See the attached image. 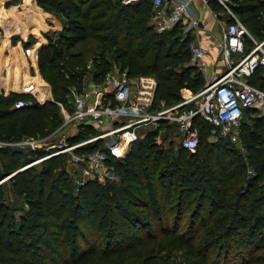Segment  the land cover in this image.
<instances>
[{
	"label": "trees",
	"instance_id": "16d2710c",
	"mask_svg": "<svg viewBox=\"0 0 264 264\" xmlns=\"http://www.w3.org/2000/svg\"><path fill=\"white\" fill-rule=\"evenodd\" d=\"M230 7L252 35L264 38V0H232ZM3 8L0 33L16 28L12 47L28 62L4 56L11 45L0 41L2 141L52 134L71 89L81 90L88 73L98 79L114 64L155 76V97L169 104L181 99L182 88L196 92L206 83L190 63V33L181 25L158 32L151 24L152 0H6ZM38 12L45 18L37 19ZM47 18L60 28H43ZM26 27L28 37L17 33ZM86 40L98 49L92 58L76 50ZM251 82L264 88L259 72ZM50 91L52 99L43 100ZM24 99L32 104L14 106ZM252 112L241 122L245 151L224 137L209 140L211 126L198 117L196 151L158 145L150 131L124 158L109 156L119 181L89 179L76 192L67 152L31 163L51 150L0 147V264H157L163 251L184 248L198 264H264V125ZM94 133L82 125L68 142ZM100 146L98 140L77 151ZM10 193L24 197L25 214L16 215Z\"/></svg>",
	"mask_w": 264,
	"mask_h": 264
},
{
	"label": "built area",
	"instance_id": "2783aa9c",
	"mask_svg": "<svg viewBox=\"0 0 264 264\" xmlns=\"http://www.w3.org/2000/svg\"><path fill=\"white\" fill-rule=\"evenodd\" d=\"M140 0H122L125 4ZM195 0H152L150 22L158 32L172 30L181 25L184 33H193L201 19L193 10ZM218 2L226 11L227 21L218 43V61L222 71L213 72L210 79L196 92L184 87L181 99L174 103L157 100V79L153 75H132L127 69L114 64L98 79L86 75L83 88L76 87L69 93L70 107L61 106L63 122L54 133H60L57 142L47 146L51 151L33 160L68 153L67 171L79 175L78 183L97 179L100 183L119 181V176L108 164L109 156L124 158L131 146L148 132L156 131L154 142L165 148L183 146L194 152L199 144L197 118L210 124L221 137L238 146L241 140V122L247 109L253 116L263 118L264 88L251 82L259 72L264 79V38L252 35L239 16L232 10L229 0H201ZM248 42L251 45H248ZM209 49L195 41L190 43V62L200 71L208 68ZM87 67L92 68V60ZM31 99L18 100L19 108L31 105ZM82 125L91 126L95 133L77 142L69 143ZM174 126V131H167ZM168 132V136L165 134ZM101 141V146L90 151L77 148ZM212 139L211 141H215ZM41 139L24 137L16 141L0 140V147L8 145L23 150L36 149ZM248 175L255 170L249 166Z\"/></svg>",
	"mask_w": 264,
	"mask_h": 264
},
{
	"label": "rangeland",
	"instance_id": "374dc122",
	"mask_svg": "<svg viewBox=\"0 0 264 264\" xmlns=\"http://www.w3.org/2000/svg\"><path fill=\"white\" fill-rule=\"evenodd\" d=\"M6 0H0V5H1V9H0V18L3 17L5 15V13L8 11V9H5L3 8V3L5 2ZM230 2H232V0H229V4ZM223 8V7H222ZM32 9H35V8H32ZM41 9V8H40ZM38 11V9H35ZM36 11V12H37ZM240 18V17H239ZM56 21L54 22H57L59 25H60V22L59 20H57L55 18ZM58 25V26H59ZM28 27V26H27ZM25 28V29H21L20 33H25L27 32L26 36L28 35V33H30V28ZM43 28L45 29H50L51 31L55 30L54 27L51 28L49 26V24H45L43 25ZM12 30H16V28H11L9 32H6L4 30V28L1 30V34L0 36H3L0 38V41H3V39H5V37H7V39H9V44L11 45V38L13 36H15V34H11L10 32H12ZM6 32V33H5ZM198 31H194L193 33H190V36H191V41L190 43H194L195 41H197L195 39V34L197 33ZM17 34V33H16ZM21 35V34H20ZM28 37V36H27ZM26 37V38H27ZM198 42V41H197ZM1 44V43H0ZM249 45H251V43H249ZM13 45H11V47H9L8 51H7V54L9 57H15L16 56V53H19L21 51H18L16 47H12ZM79 47L83 50V52L85 53V56H90L91 58L94 57L95 55H97L96 53L98 52V49L96 47V45L91 41V40H86V41H83V42H80L79 43ZM28 52V51H27ZM100 52V51H99ZM18 55V54H17ZM23 55V52L22 54ZM27 56V54H25ZM17 57V56H16ZM28 57V56H27ZM28 62V61H27ZM191 63V62H190ZM211 73L210 71L207 69L205 72H202L203 75L205 76V81L207 82L210 77L212 76L214 70L218 71V70H221L222 71V67L218 64L215 66L214 69H211ZM36 71V70H35ZM1 81V79H0ZM49 86V85H47ZM49 90H50V86L48 87ZM69 96V95H67ZM68 100H66L67 102L64 103V107L65 108H69L70 107V97L67 98ZM60 112H61V109H60ZM62 114V113H61ZM251 121V120H250ZM208 139L209 140H212V139H218L220 138L221 136L219 135V132L217 130H213L212 128H208ZM60 135V133H54V134H50L49 136L41 139V141L43 143H40L39 144V147L38 148H41L43 149L44 147L47 148V146H50L51 143L53 142H57V140L59 139L58 136ZM75 136V135H73ZM203 138L200 137V141L202 140ZM203 141V140H202ZM58 143V142H57ZM172 147V150H176L178 146H175V145H171L170 148ZM239 149L241 150H244L245 151V147L244 145L243 146H239L238 147ZM37 149V148H36ZM176 151L172 152V153H175ZM37 166L40 165V163H36ZM68 166V163L66 164V168ZM252 167V166H251ZM69 168V166H68ZM254 169V168H253ZM68 173V177L70 178V180H72V186H73V189L74 191L76 192L77 190V187L80 183H78V177L79 175H71L70 172H67ZM10 181H5V183L1 184L2 187H4L6 184H8ZM10 200L9 202H11V205L15 208V213L16 215L19 217L20 215L22 214H25L29 209V205L28 203L26 202V200L24 199V197H19V198H14L13 197V194L10 193ZM157 264H198L197 262V259L196 257L194 256L193 252L190 251V249L188 248H184V249H168V250H165L163 251L159 256H158V261H157Z\"/></svg>",
	"mask_w": 264,
	"mask_h": 264
},
{
	"label": "crops",
	"instance_id": "0c3cea01",
	"mask_svg": "<svg viewBox=\"0 0 264 264\" xmlns=\"http://www.w3.org/2000/svg\"><path fill=\"white\" fill-rule=\"evenodd\" d=\"M193 10L201 19L200 26L197 28L198 32L195 34V39L199 43H201L203 46H205L206 48L209 49V54L207 55V63H208L207 69L211 73V71H212L211 69H214L216 65L219 64L222 67V62L218 61V59H219L218 43L222 39L223 28H224V25L227 21L226 11L224 10V8H222V6L218 2L211 1L209 3H204L201 0H195L194 1ZM3 17H1L0 19H2ZM37 17H38L37 19L44 17V12H38ZM54 21H56L55 18H47L44 22V25L47 23V24H49V26L51 28L54 27V29L57 30L60 28V25ZM37 29L38 28L33 30L34 31L33 35L37 36L39 38V32ZM20 32H21L20 30L17 31L18 34H23ZM5 35H3V36H5ZM3 36H0V38ZM6 38L7 37H5V39ZM24 38H26V36ZM76 50L83 51L79 47V45H77ZM23 55H25V53ZM4 56H8L7 52H4ZM16 56L15 57H9L8 56V58H13V59L18 60V61L25 59V61L27 62V56L26 55L22 56L21 52H20V54L16 53ZM218 71H220V70H218ZM4 76L5 75L0 74L1 81L3 80ZM46 99H52L51 91H50V96L45 97L43 100H46Z\"/></svg>",
	"mask_w": 264,
	"mask_h": 264
},
{
	"label": "water",
	"instance_id": "95a60500",
	"mask_svg": "<svg viewBox=\"0 0 264 264\" xmlns=\"http://www.w3.org/2000/svg\"><path fill=\"white\" fill-rule=\"evenodd\" d=\"M6 178H7V175L3 176V177L1 178V180H2V179L4 180V179H6Z\"/></svg>",
	"mask_w": 264,
	"mask_h": 264
}]
</instances>
